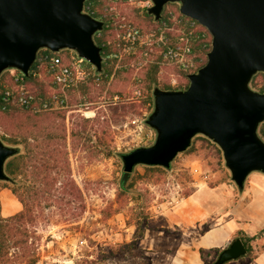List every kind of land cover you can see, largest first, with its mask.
<instances>
[{
    "label": "rangeland",
    "instance_id": "obj_1",
    "mask_svg": "<svg viewBox=\"0 0 264 264\" xmlns=\"http://www.w3.org/2000/svg\"><path fill=\"white\" fill-rule=\"evenodd\" d=\"M97 2L101 3L100 0ZM98 4L94 6L98 7ZM146 7L144 2L137 0L124 1L118 2L115 9L108 13L114 16L117 23L115 36L118 38L123 34L127 37L128 28L138 29L135 39L129 37V40H123L131 44L137 42L141 49L137 51L132 50L130 45L125 46L124 50L114 52L112 57L117 58L114 63L113 59L107 62L104 58L103 69L108 67L110 74L104 73L107 80L94 101H88L79 91L80 84L87 78L75 85L77 88L74 91L69 90L68 107L63 118L66 137L62 142L67 151L68 172L62 174L66 184L73 181L79 191H73V194L65 192L62 185L56 183V190L51 193L34 196L32 189L18 188L17 194L32 206L33 220L21 223V227L26 226L29 235L24 245L16 243L23 237L8 236V264H25V260L20 258L25 249L29 258H35V264H150L149 255L141 245L132 254L112 256L110 253L112 244L131 239L136 230L137 214L148 212L151 216L154 206L163 202L170 204L195 191L200 179L209 184L213 180L230 179L220 148L206 137L196 135L192 139V149L179 153L169 169L136 166L129 179L133 192L119 195L122 164L114 152L150 145L155 138L154 130L144 122L152 109L149 103L152 89L147 88L146 81V77L152 75L151 64L159 65L156 85L161 88L165 81L183 82L185 75L187 77L189 72L196 71L188 55L185 57L188 64L185 69L175 58L165 54L171 47L181 51L185 43V39L180 38L183 27L176 23L180 16L178 4H165L163 19L144 32L146 19L143 8ZM196 28L194 25L193 30ZM165 30L173 36L170 38ZM159 46H165V51ZM67 50L59 51L60 55H70ZM129 53L134 54L133 57L124 60ZM160 54L162 57L156 59ZM13 73L15 69H7L0 84L7 85L4 79ZM263 78L257 74L254 79L256 85L250 83L251 88L259 91ZM94 83L101 85V78L96 77ZM71 98L78 99L80 103L70 102ZM262 127L264 121L259 124L258 133ZM256 174L262 175L253 172L249 176ZM9 187V184L0 181V206L7 214L3 216L13 214L16 208L8 205L18 201Z\"/></svg>",
    "mask_w": 264,
    "mask_h": 264
},
{
    "label": "water",
    "instance_id": "obj_2",
    "mask_svg": "<svg viewBox=\"0 0 264 264\" xmlns=\"http://www.w3.org/2000/svg\"><path fill=\"white\" fill-rule=\"evenodd\" d=\"M84 2L0 0V75L15 69L28 76L40 49L72 50L101 72L104 56L94 35L104 20L85 11ZM169 2L209 32L210 48L205 63L187 74L185 88H152L144 122L154 130V141L120 154L121 179L127 181L139 165L169 169L193 137L202 135L220 148L230 179L242 192L251 173L264 174V140L258 133L264 92L250 86L255 73H264V0H151L146 11L160 19ZM18 152L0 140V181L11 180L5 163ZM245 254V244L235 236L212 264Z\"/></svg>",
    "mask_w": 264,
    "mask_h": 264
},
{
    "label": "trees",
    "instance_id": "obj_3",
    "mask_svg": "<svg viewBox=\"0 0 264 264\" xmlns=\"http://www.w3.org/2000/svg\"><path fill=\"white\" fill-rule=\"evenodd\" d=\"M100 1L101 3L99 2L98 4L97 0H85L84 10L89 13L92 12L91 14L93 16L101 17L104 20V27L101 31L94 35V40L98 45L101 46L102 54L107 62H109L110 59H113L112 63H114V61L117 59L116 57H112L114 56V52L117 53L118 50H124V47L129 45L132 46V50L138 51L141 49V46L137 42L131 44L130 41L125 42L123 39L115 36L117 23L114 22V16L110 14H108L107 17H102V13L104 11L102 6L105 5V2L104 0ZM95 3L98 4V7L94 6ZM143 9L146 19L144 20L146 21V27H144L142 30L147 32L152 29L156 23L163 19V15L161 14L160 19L156 20L151 14H148L145 8ZM178 14L182 16L180 13ZM195 24L197 26L196 30L193 31L191 35L186 37L191 48L187 54L188 58L194 62V69H197L206 60V53L210 48L211 36L208 31L197 21ZM165 31L166 35H168L170 38L173 36L170 31ZM160 48L164 50L165 46ZM40 51L43 50L40 49L37 52V56ZM73 54L76 55L75 52H73ZM117 55L118 54H116V56ZM133 55L134 54L129 53L127 56H124V60L132 58ZM161 55L162 54H160V56L156 59L162 57ZM67 57V54L62 56L64 60H66ZM87 65L89 66L86 76L87 79L85 82L80 84L79 91L81 96H86L88 101H94L96 97L102 92L107 80V76H105L104 73L110 74V69L105 67L103 72L99 74L94 72L90 63L87 62ZM158 70V63L151 64L150 71L152 72V75H148L146 77V81L148 82L147 88L149 90L153 88V85H156V76ZM17 72L19 73L18 70H15L14 74ZM4 73H6V70L1 73L0 80L1 77L4 76ZM257 74H261L264 77L263 72H257L252 76L250 83L256 85L254 79ZM96 77L101 78V85H96L94 83V79ZM4 80L6 83H8L7 85H12L13 76L8 74ZM185 80L186 82H184ZM185 80H183V82L180 80L179 82L173 80L165 81L162 88H185L188 85L186 75ZM25 81L27 87L35 93L48 96L51 92L48 82L43 78L33 75L32 73L25 77ZM75 88L77 87H68L67 95L68 92H70L69 90L74 91ZM3 89V84H0V127H2L0 140H2L7 145L16 146L19 148V152L8 158L5 163V171L11 177V180L3 181V183L10 185L9 189L14 195H16V198L22 205V208L19 211L9 216H3L1 214L0 206V264H8V261H10L8 258L9 252L7 249L8 236L19 235L20 237H23V240H17L16 243L19 245H24L26 243L25 239H27L29 235L26 226L21 227V223H27L33 220L32 206L26 199H24L23 196L17 194L18 188L25 187L27 190L32 189L34 196L51 193L53 190H56V183H60V185H62V187L60 186L62 190L71 194H73V191H79V189L73 181H69L66 184L64 178L65 176H63V174L68 172L67 151L62 145V142L66 137L63 121L66 108L60 110L33 112L21 106L4 102L2 100ZM259 91L264 92V78L263 83H259ZM117 93L121 94V92ZM70 102L80 103L78 102V99L74 98H71ZM149 103L152 107L151 95L149 96ZM82 128L85 130L84 124L82 125ZM72 134L75 135L76 132L73 131ZM259 134L262 138H264V127L259 130ZM206 140L211 142V140L208 138ZM213 144L216 145L215 143ZM191 149L192 145H190L185 151H190ZM121 153L122 152L120 151L114 152L117 157H119ZM142 166L145 168H161L160 166ZM131 176L132 173L125 182L122 181L120 176L118 185L119 195L126 192H133V188L129 182ZM66 188L70 190H67ZM149 216L150 215L148 212H139V214H137L136 230L133 232L131 239L129 241L112 244V250L110 252L112 256L132 254L134 251L140 249V242L148 225ZM263 232L264 229L252 236H248L242 231H238L236 233L235 236H239L246 246L245 255L249 257L254 256L252 255L253 248L250 244V241L261 236ZM215 253L217 254L218 250H215ZM20 258L25 260V264H35V258H29L26 249L21 253ZM209 264H212L211 261Z\"/></svg>",
    "mask_w": 264,
    "mask_h": 264
},
{
    "label": "crops",
    "instance_id": "obj_4",
    "mask_svg": "<svg viewBox=\"0 0 264 264\" xmlns=\"http://www.w3.org/2000/svg\"><path fill=\"white\" fill-rule=\"evenodd\" d=\"M20 204L12 201L8 206L17 212ZM1 214L7 215L3 209ZM262 229L264 174L247 177L242 192L231 179L212 184L200 179L192 193L154 206L140 244L150 264H208L238 231L252 236ZM250 244L254 256L226 264H264V232Z\"/></svg>",
    "mask_w": 264,
    "mask_h": 264
},
{
    "label": "built area",
    "instance_id": "obj_5",
    "mask_svg": "<svg viewBox=\"0 0 264 264\" xmlns=\"http://www.w3.org/2000/svg\"><path fill=\"white\" fill-rule=\"evenodd\" d=\"M133 1V0H104L105 7L102 13V17H107L108 13L115 9V5L118 2ZM138 2H144L145 6L151 5V0H137ZM182 15V14H181ZM101 18V17H98ZM102 19V18H101ZM177 24L183 27V35L181 39H185V43L181 51H177L173 47L168 48L165 52L166 56L175 58L180 65L184 68L188 66L186 61V55L190 50L187 37L194 31L193 27L195 20L184 15L179 16L176 20ZM127 37L123 34L122 39L129 40V37L135 39L138 35V29L128 28ZM98 33V32H97ZM130 47H132L130 45ZM177 47V46H176ZM47 50V51H46ZM70 55L64 60L59 52H52L48 49L40 51L38 56L36 55L35 61L30 69V73L36 75L39 78H43L48 82L51 92L48 96H43L40 93L31 91L26 84L25 75L21 72L11 74L13 76L12 85H4L2 100L23 108L29 109L33 112L39 111H51L60 110L68 107L67 88L75 86L87 76V61L74 55L72 50H69Z\"/></svg>",
    "mask_w": 264,
    "mask_h": 264
},
{
    "label": "bare ground",
    "instance_id": "obj_6",
    "mask_svg": "<svg viewBox=\"0 0 264 264\" xmlns=\"http://www.w3.org/2000/svg\"><path fill=\"white\" fill-rule=\"evenodd\" d=\"M144 7V6H143ZM85 8V7H84ZM92 13V12H91ZM175 32V31H174ZM209 33V32H208ZM191 49V48H190ZM43 50V49H42ZM92 66V65H91ZM201 66V65H200ZM18 73V72H17ZM142 166V165H141Z\"/></svg>",
    "mask_w": 264,
    "mask_h": 264
}]
</instances>
